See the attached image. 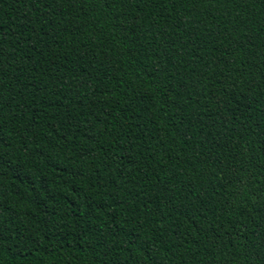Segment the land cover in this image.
Listing matches in <instances>:
<instances>
[{
  "label": "trees",
  "instance_id": "obj_1",
  "mask_svg": "<svg viewBox=\"0 0 264 264\" xmlns=\"http://www.w3.org/2000/svg\"><path fill=\"white\" fill-rule=\"evenodd\" d=\"M0 264H264V0H0Z\"/></svg>",
  "mask_w": 264,
  "mask_h": 264
}]
</instances>
